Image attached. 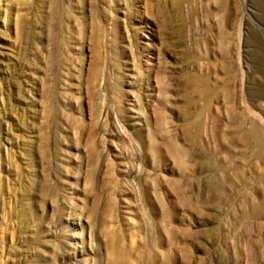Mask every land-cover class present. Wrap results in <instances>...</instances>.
Here are the masks:
<instances>
[{
	"label": "rangeland",
	"instance_id": "374dc122",
	"mask_svg": "<svg viewBox=\"0 0 264 264\" xmlns=\"http://www.w3.org/2000/svg\"><path fill=\"white\" fill-rule=\"evenodd\" d=\"M262 137L264 0H0V264H264Z\"/></svg>",
	"mask_w": 264,
	"mask_h": 264
},
{
	"label": "bare ground",
	"instance_id": "6f19581e",
	"mask_svg": "<svg viewBox=\"0 0 264 264\" xmlns=\"http://www.w3.org/2000/svg\"><path fill=\"white\" fill-rule=\"evenodd\" d=\"M252 133H253V134H257V131H253ZM261 134H262V132H261ZM262 138H263V137H262ZM263 139H264V138H263ZM252 143H253V142H252Z\"/></svg>",
	"mask_w": 264,
	"mask_h": 264
}]
</instances>
